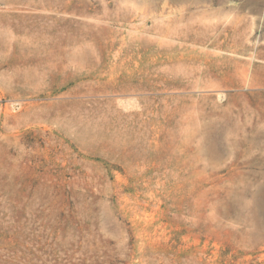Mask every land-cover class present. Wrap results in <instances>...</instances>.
Listing matches in <instances>:
<instances>
[{
	"label": "rangeland",
	"instance_id": "obj_1",
	"mask_svg": "<svg viewBox=\"0 0 264 264\" xmlns=\"http://www.w3.org/2000/svg\"><path fill=\"white\" fill-rule=\"evenodd\" d=\"M0 0V264H264V0Z\"/></svg>",
	"mask_w": 264,
	"mask_h": 264
},
{
	"label": "bare ground",
	"instance_id": "obj_2",
	"mask_svg": "<svg viewBox=\"0 0 264 264\" xmlns=\"http://www.w3.org/2000/svg\"><path fill=\"white\" fill-rule=\"evenodd\" d=\"M10 1L12 2L13 0H10ZM10 1H9V2H10ZM13 2H14V1H13Z\"/></svg>",
	"mask_w": 264,
	"mask_h": 264
}]
</instances>
